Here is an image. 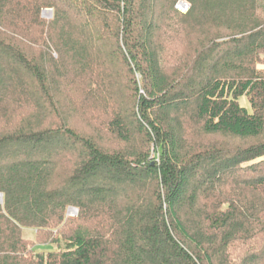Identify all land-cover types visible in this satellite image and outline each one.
<instances>
[{
  "label": "trees",
  "instance_id": "16d2710c",
  "mask_svg": "<svg viewBox=\"0 0 264 264\" xmlns=\"http://www.w3.org/2000/svg\"><path fill=\"white\" fill-rule=\"evenodd\" d=\"M263 55L264 0H0V264H264Z\"/></svg>",
  "mask_w": 264,
  "mask_h": 264
},
{
  "label": "rangeland",
  "instance_id": "374dc122",
  "mask_svg": "<svg viewBox=\"0 0 264 264\" xmlns=\"http://www.w3.org/2000/svg\"><path fill=\"white\" fill-rule=\"evenodd\" d=\"M52 15V11L51 9L45 8L42 11V16L44 19H49ZM264 57V55H263ZM240 103L244 106H248L247 100L246 98L242 97L240 99ZM79 127H82L84 124L77 122ZM103 142L105 143H111L113 141V137L106 135L105 133H103ZM0 203H1V199H0ZM69 211H67V215L69 216H75L74 215H70V209H68ZM23 236L27 239H29L30 241V250L32 251V253H36V252H48L51 250H63L64 249V241H62L61 239H55V238H51L52 236H50L49 234H45V236L41 237L42 240H40L39 237H36V230L34 228H25L23 230ZM55 235V233H53ZM52 234V235H53Z\"/></svg>",
  "mask_w": 264,
  "mask_h": 264
},
{
  "label": "built area",
  "instance_id": "2783aa9c",
  "mask_svg": "<svg viewBox=\"0 0 264 264\" xmlns=\"http://www.w3.org/2000/svg\"><path fill=\"white\" fill-rule=\"evenodd\" d=\"M177 8L180 10V11H182V12H185V11H187V9H188V5L185 3V2H183V1H181V2H179L178 4H177ZM0 199H1V195H0ZM70 209V215H74V214H77V210L76 209H74V208H69ZM69 211V210H68Z\"/></svg>",
  "mask_w": 264,
  "mask_h": 264
}]
</instances>
